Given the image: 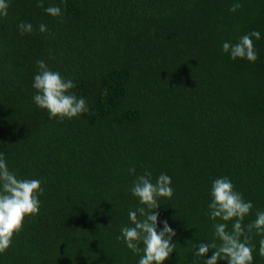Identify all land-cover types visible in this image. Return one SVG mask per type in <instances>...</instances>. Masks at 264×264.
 <instances>
[{
    "label": "trees",
    "instance_id": "obj_1",
    "mask_svg": "<svg viewBox=\"0 0 264 264\" xmlns=\"http://www.w3.org/2000/svg\"><path fill=\"white\" fill-rule=\"evenodd\" d=\"M7 2L0 152L44 191L0 264H138L142 252L117 237L129 211L144 207L130 188L145 171L153 183L161 173L172 179V198L154 210L176 232L164 264H205L195 251L214 239V179L229 177L252 202L245 226L264 211V0H43L59 17L36 0ZM236 2L242 8L231 12ZM21 22L33 32L21 35ZM253 30L254 63L222 52ZM37 60L74 81L87 113L61 122L35 105ZM249 235L253 264H264L262 237Z\"/></svg>",
    "mask_w": 264,
    "mask_h": 264
},
{
    "label": "clouds",
    "instance_id": "obj_2",
    "mask_svg": "<svg viewBox=\"0 0 264 264\" xmlns=\"http://www.w3.org/2000/svg\"><path fill=\"white\" fill-rule=\"evenodd\" d=\"M36 7L43 8L46 14L53 17L62 16L59 6L45 8L43 0H36ZM8 8L7 0H0V16L6 17ZM240 8L242 4L236 2L229 10L236 12ZM18 29L21 35L33 32L32 24L27 22H21ZM39 31L45 33L49 30L46 25L40 24ZM253 38L259 40L260 32L253 30L246 33L236 43L225 41L221 50L232 60L246 59L254 63L258 54ZM36 65L38 71L33 77L32 87L35 93L32 99L38 108L47 111L49 119L62 122L89 111L85 98L78 97L72 91L76 87L72 79L51 70L44 60H37ZM103 95H107V90H104ZM129 171L135 173L134 168ZM151 177L152 173L145 171L133 182L130 192L144 207L129 211L130 224L122 226L121 234L117 237L134 254L142 252L138 264H164L175 250V244L172 243L175 230L170 227L167 219L158 221L159 212L154 211L161 206L159 198H172V179L166 173H161L153 183ZM43 191L39 179L18 178L16 173L10 171L4 154L0 152V254L6 253L12 246L14 237L24 228L25 219L39 214V196ZM207 207V215L215 222L214 239L212 242H201L195 251L196 256L205 258V264H218L219 261H226V264H253L254 249L249 235L253 230L262 237L258 251L264 257V211H257L256 218L245 226L243 222L250 214L253 204L245 201L243 194L236 191L229 177H218L211 182ZM138 214L143 218H138ZM229 221L232 222L230 231ZM158 223H162L163 227L158 229ZM210 249L212 254L208 257Z\"/></svg>",
    "mask_w": 264,
    "mask_h": 264
}]
</instances>
